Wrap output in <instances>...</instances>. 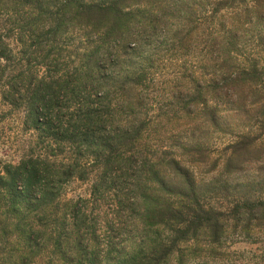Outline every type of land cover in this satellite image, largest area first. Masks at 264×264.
<instances>
[{"label":"trees","instance_id":"obj_1","mask_svg":"<svg viewBox=\"0 0 264 264\" xmlns=\"http://www.w3.org/2000/svg\"><path fill=\"white\" fill-rule=\"evenodd\" d=\"M0 95V264H264V0H0Z\"/></svg>","mask_w":264,"mask_h":264},{"label":"rangeland","instance_id":"obj_2","mask_svg":"<svg viewBox=\"0 0 264 264\" xmlns=\"http://www.w3.org/2000/svg\"><path fill=\"white\" fill-rule=\"evenodd\" d=\"M40 148L37 146V134L25 124L23 111L6 104L0 95V160L15 164L31 153H39ZM92 183L93 177L87 181H71L65 187L63 199L88 197ZM255 249L247 243H233L226 250L228 257L224 258V264H255L258 260Z\"/></svg>","mask_w":264,"mask_h":264}]
</instances>
